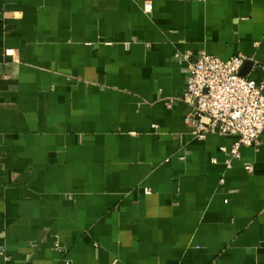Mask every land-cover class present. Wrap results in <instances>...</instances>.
I'll use <instances>...</instances> for the list:
<instances>
[{
    "label": "crops",
    "instance_id": "1",
    "mask_svg": "<svg viewBox=\"0 0 264 264\" xmlns=\"http://www.w3.org/2000/svg\"><path fill=\"white\" fill-rule=\"evenodd\" d=\"M202 53L264 82V0H0V264H264V131L192 134Z\"/></svg>",
    "mask_w": 264,
    "mask_h": 264
},
{
    "label": "built area",
    "instance_id": "2",
    "mask_svg": "<svg viewBox=\"0 0 264 264\" xmlns=\"http://www.w3.org/2000/svg\"><path fill=\"white\" fill-rule=\"evenodd\" d=\"M144 8L151 10L152 3L145 2ZM245 60L241 53L228 59L202 53L188 66L186 90L181 97L191 107L185 122L195 137L205 139L211 131L237 137L229 150L230 158L225 161L228 168L232 159L240 158L241 147L259 149L262 145L264 82L240 74ZM175 100H165L166 107L172 108ZM246 169L251 171L252 166L247 165ZM145 192L151 191L145 188Z\"/></svg>",
    "mask_w": 264,
    "mask_h": 264
},
{
    "label": "water",
    "instance_id": "3",
    "mask_svg": "<svg viewBox=\"0 0 264 264\" xmlns=\"http://www.w3.org/2000/svg\"><path fill=\"white\" fill-rule=\"evenodd\" d=\"M240 74L243 76H247V74L243 70L240 72Z\"/></svg>",
    "mask_w": 264,
    "mask_h": 264
}]
</instances>
